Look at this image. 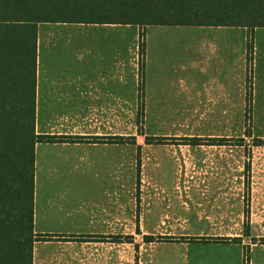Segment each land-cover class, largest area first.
Returning a JSON list of instances; mask_svg holds the SVG:
<instances>
[{"label":"crops","instance_id":"crops-1","mask_svg":"<svg viewBox=\"0 0 264 264\" xmlns=\"http://www.w3.org/2000/svg\"><path fill=\"white\" fill-rule=\"evenodd\" d=\"M148 27L38 25L36 132L78 140L36 145L34 229L51 238L34 244V264H118L121 243L114 239L134 236L137 228L143 240L152 237L145 241L150 259L165 246L176 259L178 247L189 250L201 238L214 243L241 238L245 247L260 237L256 234L264 226V178L252 171L248 187L241 166L231 171L236 158L245 166V141L235 144L214 139L216 135L198 144L190 139L130 138L136 135L139 115L144 120L152 115H192L208 119L212 131L225 133L232 116L252 109L260 140L254 147L264 148V28L254 31V92L248 102L247 28L156 26L181 28L189 36V64L181 67L190 83L185 93L188 99L191 95V104L177 103L168 112L157 81L145 77L141 92L140 62L145 67L162 53L160 45H149ZM156 157L173 161L176 172L168 176ZM206 159L212 171L199 172ZM188 163L194 170L190 187L184 188ZM248 208L249 238L244 236ZM184 221L208 232L192 231V237H184ZM61 227L66 231L55 234L53 229ZM250 248L264 252V243L256 241Z\"/></svg>","mask_w":264,"mask_h":264},{"label":"trees","instance_id":"trees-1","mask_svg":"<svg viewBox=\"0 0 264 264\" xmlns=\"http://www.w3.org/2000/svg\"><path fill=\"white\" fill-rule=\"evenodd\" d=\"M43 23L243 27L250 36L251 66L254 31L264 28V0H0V264H34V244L51 238L34 229L36 145L78 140L36 132L38 25ZM140 51L143 55V44ZM244 236L250 237L249 227ZM150 239L144 236V241ZM117 240L132 243L133 236ZM215 242L242 244V239ZM244 253L248 262V250Z\"/></svg>","mask_w":264,"mask_h":264},{"label":"rangeland","instance_id":"rangeland-1","mask_svg":"<svg viewBox=\"0 0 264 264\" xmlns=\"http://www.w3.org/2000/svg\"><path fill=\"white\" fill-rule=\"evenodd\" d=\"M146 31L149 45L152 47L160 45L162 53L159 54V59L151 57L145 66L146 70L144 67L143 72L140 74L142 78V95L143 80L146 77L147 81H150L153 84L154 81H157V88H159V91H164V108L165 110L167 109L168 112H172L177 108L178 106H173L177 103L182 102L184 104H191V95L190 99H188V93H185L187 89H190V83L189 80L183 76L182 73H184V67H181L183 64H189V53L186 47V41L189 39L187 30H182L181 28L152 26L148 27ZM253 38L255 39V33ZM143 41L144 33H141L140 46L143 44ZM249 41L250 36L248 35V42ZM185 69L190 74L189 66H186ZM252 79V66L248 65L247 97H250V100L254 92ZM254 118L253 110L247 109L246 115L231 117L229 132L223 133L221 130L218 133L212 131L214 126L212 127L210 122H206L208 119L202 121L201 118L192 117V115H152L146 116L145 120L144 116H136V135L133 138H152V142L161 138H166L163 142H174L175 140H191L194 138L208 140L213 139L208 136L216 135L214 139L230 140L235 144H239V141H245L246 147H243L241 150L242 152L245 149V166H242V164H244L242 163V160L240 161L241 164H239L238 158H236L235 163L232 164L231 171L238 172L239 167L241 166V168H243V173L246 174L249 185L251 183V177L253 176L252 171L255 172L258 179L264 178V148L254 147V140L256 141ZM156 158L159 160L158 162L160 163L162 170L166 172L168 176H171L176 172L174 169L177 168H175L173 161L166 160L163 157ZM248 165L249 169L247 171L246 167ZM192 167L193 166H191L190 163H188L187 166L184 165V173H187V177H184L183 180L184 185H182V187L184 188L190 187V172L194 170L191 169ZM211 168L212 166L209 165L207 159L204 163L199 164V172H210L212 171ZM59 182L62 184L63 180L60 178ZM248 187H250V185ZM251 216V211L248 208L247 225L250 223ZM53 230L55 234H59L60 232L64 233V231H66L64 227L54 228ZM199 230H205L208 232V228L192 229L188 227L187 222L184 221L182 229L184 237H192L190 235L192 231H195L196 233ZM140 235H142L141 232L140 234L135 232L132 243L124 242L125 240H122L123 242L119 244L118 248V264H264V252L260 249H249V246L251 247L253 245L251 239V245L248 243L247 246L245 245L246 247L242 246L240 243L194 242L190 245L189 250H182V247H178L179 257L176 259L174 253L171 251V247L165 246L158 248L157 253L150 259L148 256L150 254V246ZM256 235H259L260 237L253 242L256 243V241H259L260 243H264V238L262 237L264 236V226L259 228L258 234ZM120 236L126 237L124 235ZM246 250L249 252L248 262L245 260L244 251ZM240 253H242L241 259ZM149 259L151 261L150 263Z\"/></svg>","mask_w":264,"mask_h":264}]
</instances>
